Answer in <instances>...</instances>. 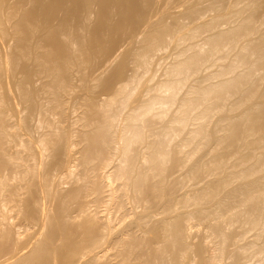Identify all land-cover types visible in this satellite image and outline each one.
<instances>
[{
	"label": "bare ground",
	"instance_id": "bare-ground-1",
	"mask_svg": "<svg viewBox=\"0 0 264 264\" xmlns=\"http://www.w3.org/2000/svg\"><path fill=\"white\" fill-rule=\"evenodd\" d=\"M0 264H264V0H0Z\"/></svg>",
	"mask_w": 264,
	"mask_h": 264
},
{
	"label": "rangeland",
	"instance_id": "rangeland-1",
	"mask_svg": "<svg viewBox=\"0 0 264 264\" xmlns=\"http://www.w3.org/2000/svg\"><path fill=\"white\" fill-rule=\"evenodd\" d=\"M166 61H168V59H165V60H164V58H161V59L158 60L159 63L156 64V67H158L159 70L156 72L157 74L154 75V76H155V78L153 79L154 81L157 80V78L160 77V73H161L160 70H161L162 66L165 64ZM153 80H152V81H153ZM152 81H151V82H152Z\"/></svg>",
	"mask_w": 264,
	"mask_h": 264
}]
</instances>
